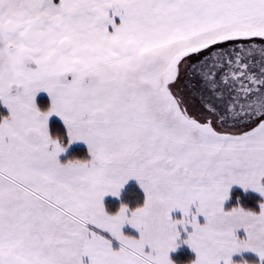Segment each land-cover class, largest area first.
I'll return each mask as SVG.
<instances>
[{
  "label": "snow or ice",
  "instance_id": "obj_1",
  "mask_svg": "<svg viewBox=\"0 0 264 264\" xmlns=\"http://www.w3.org/2000/svg\"><path fill=\"white\" fill-rule=\"evenodd\" d=\"M0 264H264V0H0Z\"/></svg>",
  "mask_w": 264,
  "mask_h": 264
},
{
  "label": "trees",
  "instance_id": "obj_2",
  "mask_svg": "<svg viewBox=\"0 0 264 264\" xmlns=\"http://www.w3.org/2000/svg\"><path fill=\"white\" fill-rule=\"evenodd\" d=\"M38 99L41 100V101H46V97L45 96H41ZM74 149H80V150H82L83 148H74Z\"/></svg>",
  "mask_w": 264,
  "mask_h": 264
},
{
  "label": "rangeland",
  "instance_id": "obj_3",
  "mask_svg": "<svg viewBox=\"0 0 264 264\" xmlns=\"http://www.w3.org/2000/svg\"><path fill=\"white\" fill-rule=\"evenodd\" d=\"M41 96H44V94H41L40 97H41ZM45 97H46V96H45ZM38 98H39V97H38ZM74 148H83V146H82V145H76V146H74Z\"/></svg>",
  "mask_w": 264,
  "mask_h": 264
}]
</instances>
